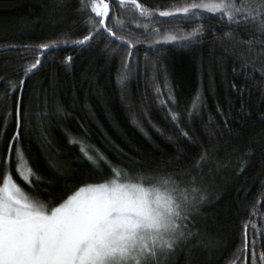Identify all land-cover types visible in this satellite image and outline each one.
<instances>
[{
	"label": "trees",
	"instance_id": "16d2710c",
	"mask_svg": "<svg viewBox=\"0 0 264 264\" xmlns=\"http://www.w3.org/2000/svg\"><path fill=\"white\" fill-rule=\"evenodd\" d=\"M128 2L0 0V183L54 208L158 179L156 264H264V0Z\"/></svg>",
	"mask_w": 264,
	"mask_h": 264
},
{
	"label": "rangeland",
	"instance_id": "374dc122",
	"mask_svg": "<svg viewBox=\"0 0 264 264\" xmlns=\"http://www.w3.org/2000/svg\"><path fill=\"white\" fill-rule=\"evenodd\" d=\"M93 9L105 17L104 1L93 2ZM19 169L25 177L22 162ZM155 180L113 177L48 208L6 175L0 183V264H156L174 250L180 229L173 186Z\"/></svg>",
	"mask_w": 264,
	"mask_h": 264
}]
</instances>
